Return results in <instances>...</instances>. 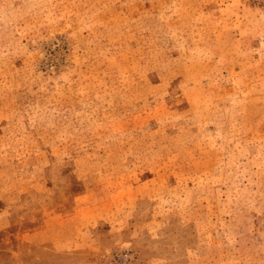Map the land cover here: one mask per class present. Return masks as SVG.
Returning <instances> with one entry per match:
<instances>
[{
	"label": "rangeland",
	"instance_id": "obj_1",
	"mask_svg": "<svg viewBox=\"0 0 264 264\" xmlns=\"http://www.w3.org/2000/svg\"><path fill=\"white\" fill-rule=\"evenodd\" d=\"M0 264H264V0H0Z\"/></svg>",
	"mask_w": 264,
	"mask_h": 264
},
{
	"label": "built area",
	"instance_id": "obj_2",
	"mask_svg": "<svg viewBox=\"0 0 264 264\" xmlns=\"http://www.w3.org/2000/svg\"><path fill=\"white\" fill-rule=\"evenodd\" d=\"M125 259V258H124Z\"/></svg>",
	"mask_w": 264,
	"mask_h": 264
}]
</instances>
